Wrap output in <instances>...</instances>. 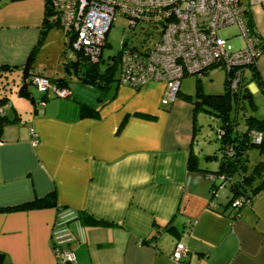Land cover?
Returning <instances> with one entry per match:
<instances>
[{
	"label": "crops",
	"instance_id": "obj_1",
	"mask_svg": "<svg viewBox=\"0 0 264 264\" xmlns=\"http://www.w3.org/2000/svg\"><path fill=\"white\" fill-rule=\"evenodd\" d=\"M250 13L256 39L264 40V7L253 4ZM44 16V0L1 1L0 73L27 62ZM58 44L49 37L36 54V68L51 78L66 77L44 59L56 51L63 62ZM257 67L264 78V52ZM3 77L14 85L21 78L1 74L0 97ZM66 87L68 97L44 103L38 91L31 103L18 87L24 101L7 97L8 115L22 120L0 132V208L53 192L57 206L0 211L2 264H66L56 248L74 250L72 264H264V191L234 217L227 192L218 188L213 198L218 179L189 169L197 133L187 93L165 105L160 81L105 89L77 80ZM248 87L255 102L264 98L255 82ZM82 105L96 114L83 115ZM179 242L189 249L182 261L172 258Z\"/></svg>",
	"mask_w": 264,
	"mask_h": 264
},
{
	"label": "built area",
	"instance_id": "obj_2",
	"mask_svg": "<svg viewBox=\"0 0 264 264\" xmlns=\"http://www.w3.org/2000/svg\"><path fill=\"white\" fill-rule=\"evenodd\" d=\"M2 1V0H0ZM61 11V24L67 31H74L76 48H83L94 61H99L107 44V36L116 16L128 20V27L135 32L147 27L152 32L139 45L125 41L121 50L119 82L141 88L153 81L166 83L162 100L168 105L175 101L182 79L196 74L202 77L210 69L233 72L231 88L236 91L242 79L237 67L256 62L261 50L246 25V14L253 4L264 0H47ZM230 24H236L246 39V46L234 51L226 48L227 39L218 32ZM33 84L39 93L48 96L68 97L70 91L48 77L35 76ZM44 103V102H42ZM10 103L0 105L4 114ZM34 144L38 143L36 131L31 129ZM255 141L261 143L262 132H254ZM251 200H235L238 207ZM247 205V206H248ZM63 262L76 260L74 250L56 248ZM189 249L183 243L176 244L172 258L182 261Z\"/></svg>",
	"mask_w": 264,
	"mask_h": 264
},
{
	"label": "trees",
	"instance_id": "obj_3",
	"mask_svg": "<svg viewBox=\"0 0 264 264\" xmlns=\"http://www.w3.org/2000/svg\"><path fill=\"white\" fill-rule=\"evenodd\" d=\"M45 2V16L41 25V34L38 43L30 53L27 62L19 67L3 66L1 74L9 75L14 72L20 78L18 82V93L29 99L31 103L35 102V95L29 85L33 84L35 76H44L53 82L66 87L69 85L72 77H76L82 83L94 85L101 88H109L115 82H119L116 72L120 68L121 51L114 56H109L106 61L101 55L99 61H94L83 48L74 46L77 35L74 31H67L68 39L65 43L62 53L63 69L69 74V77L51 78L39 71L35 66V59L38 50L44 44L49 31L54 27H62L61 11L52 7L47 0ZM1 4V1H0ZM246 25L251 36L255 38L261 52H264V40L256 39V32L253 28V21L250 12L246 14ZM108 45V42L106 46ZM105 46V47H106ZM104 47V48H105ZM105 62V69H102L101 63ZM250 68V75L246 74V69ZM20 69H22L20 73ZM242 71V79L238 90L231 88L230 76L233 72L226 73L225 91L223 93H206L202 86L201 77L198 78L195 95L186 94L184 97L190 100L194 105V126L195 134L200 128L197 118L199 110H205L221 120L220 130L217 140L220 143L217 151L205 156L207 160H216L218 167L214 170L201 168L197 153L191 150L189 159V169L206 171L212 179H218L220 182L213 189V198L217 194V189L229 183L230 194L226 203L227 208L235 211L234 217H238L243 207L248 204L245 202L241 206L235 205V200L241 198L243 201L251 200L264 191V117L258 115V104L255 102L253 93L248 85L255 82L264 93V78L257 67V61L246 66L237 67ZM22 74V75H21ZM1 83V80H0ZM4 86V85H3ZM180 92V90H179ZM178 92V93H179ZM40 102H45L54 96H48L40 93ZM8 93L5 91L0 97V105L9 103ZM9 108V107H8ZM7 108V109H8ZM6 112L0 114V132L4 126L9 123H15L22 120L21 114L16 113L13 117ZM83 115H95L96 110L87 105H82ZM262 132L263 140L261 143L255 141L254 132ZM258 148L263 158L254 164H250V151ZM57 206V196L53 192L43 198H37L30 202L11 207L0 208L4 210H29L32 208L54 207ZM102 223V221H98ZM97 223V222H96ZM171 224L168 225L171 228ZM66 264H72L67 262Z\"/></svg>",
	"mask_w": 264,
	"mask_h": 264
},
{
	"label": "rangeland",
	"instance_id": "obj_4",
	"mask_svg": "<svg viewBox=\"0 0 264 264\" xmlns=\"http://www.w3.org/2000/svg\"><path fill=\"white\" fill-rule=\"evenodd\" d=\"M152 30L148 29L147 27L141 29L140 27L137 28L136 32L128 27V20L123 16H116L113 25L107 36L108 45L103 50V57L107 61L109 56H114L119 53L124 45V42L127 41L132 45H139L142 41L148 39L149 33ZM219 34L227 39L226 48L228 51L238 50L246 46V39L240 34L241 30L238 25L230 24L218 30ZM51 37L52 41L59 42L58 44L62 49H64V39H68L66 35L65 29L63 27H54L48 33V38ZM58 46V47H59ZM57 53H49L44 56V59L49 64V69L56 72L57 68L65 73L66 76L69 77V74L63 70V64L56 57ZM106 63H101L102 69H105ZM120 73V68L117 69L116 75L117 78ZM70 78V77H69ZM198 75H187L182 79L181 82V91L187 94L195 95L196 93V86L198 82ZM202 86L206 93H223L225 91V79L226 73L224 70H217L216 68H212L210 73H205L202 77ZM19 80H17L18 82ZM77 81L76 77H72L71 83ZM160 83H163L160 81ZM165 84V82H164ZM4 85V86H3ZM18 85L13 84L12 77H3L1 88L2 91L5 90L8 93V98L12 104H14V99H18L24 101V98L20 97L16 93V89ZM30 89L38 94L37 87L35 85H29ZM11 89H14V93H11ZM1 93V91H0ZM1 95V94H0ZM163 100V99H162ZM256 103L258 104L259 110L258 114L263 116L264 110V98L258 97L256 98ZM198 123L200 125L199 130L197 131L196 137V144L195 150L196 153L199 155V166L202 168H209L210 170H214L218 167V162L216 160H207L205 158L206 155L214 153L217 151L218 147L220 146L219 141L217 140L218 132L220 130L221 120L212 115L205 110H199L197 112ZM260 155V151L258 148H254L250 151V164H254V162L258 161ZM263 158V156H262ZM218 182H220L218 180ZM227 192L230 194L229 183L220 187V195ZM228 199V198H227Z\"/></svg>",
	"mask_w": 264,
	"mask_h": 264
},
{
	"label": "water",
	"instance_id": "obj_5",
	"mask_svg": "<svg viewBox=\"0 0 264 264\" xmlns=\"http://www.w3.org/2000/svg\"><path fill=\"white\" fill-rule=\"evenodd\" d=\"M4 259H5V255L0 254V264H2L4 262Z\"/></svg>",
	"mask_w": 264,
	"mask_h": 264
}]
</instances>
